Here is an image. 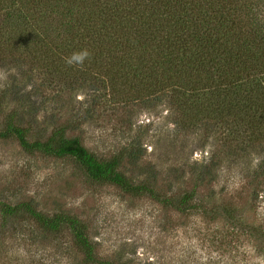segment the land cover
I'll return each mask as SVG.
<instances>
[{
	"label": "trees",
	"instance_id": "1",
	"mask_svg": "<svg viewBox=\"0 0 264 264\" xmlns=\"http://www.w3.org/2000/svg\"><path fill=\"white\" fill-rule=\"evenodd\" d=\"M3 3L6 17L21 27L6 40L11 41L8 60L20 64L23 57L37 55L49 77L59 82L68 78L82 85L90 82L89 89L102 80L108 101L126 108L120 121L125 127L132 124L133 115L127 108L135 102L166 103L178 115V128L185 133L220 126L226 135V149L212 167L226 160L231 165L247 163L256 154L261 158L256 167L247 168L246 175L253 190L264 188V0ZM18 49L25 55L11 59ZM83 50L89 53L83 64L66 63ZM62 104L73 111L67 120L55 126L45 140L29 142L28 128L22 126L18 113L8 109V91L1 93L0 139L15 140L29 155L69 158L91 182L113 186L126 195L146 197L178 212L199 208L196 203L202 200L197 192L204 186L205 176L211 177V168L201 167L187 183L190 190L178 196L163 194L145 182L132 183L119 170L121 155L99 161L78 139H66L67 132L82 127L87 119L75 114L82 108L75 111L68 102ZM90 106L87 112L94 111ZM166 187L169 193L171 184ZM0 220L3 228L12 229L14 237L22 235L25 243L55 240L68 233L84 264H114L97 258L95 245L76 217L63 213L47 216L32 203L0 201ZM24 224H32L38 236L31 233L27 237L26 230L24 234L19 231Z\"/></svg>",
	"mask_w": 264,
	"mask_h": 264
},
{
	"label": "rangeland",
	"instance_id": "2",
	"mask_svg": "<svg viewBox=\"0 0 264 264\" xmlns=\"http://www.w3.org/2000/svg\"><path fill=\"white\" fill-rule=\"evenodd\" d=\"M0 3V94L8 91V109L28 128L29 142L45 140L67 120L73 111L62 108L66 101L75 111L82 108L75 114L87 119L67 132L66 139H78L99 161L121 155L119 170L132 183L145 182L163 194L178 196L190 190L187 183L201 167L212 170L197 192L199 208L178 212L93 183L69 158L29 155L15 140L0 139V201L32 203L47 216L76 217L95 245L97 258L114 264H264V188L253 190L246 175L261 157L252 154L249 165L226 160L212 167L226 149L220 126L185 133L166 103L135 102L127 108L132 124L125 127L120 121L126 108L108 101L102 80L94 89L88 88L90 82L74 84L68 78L59 82L46 74L37 55L26 59L19 49L11 59L25 60L20 64L8 60L11 41L6 40L21 27L6 17L3 0ZM92 100L96 101L91 105ZM88 106L94 111L87 112ZM21 228L27 237L38 236L32 224ZM14 236L12 229L0 225V264H84L68 233L36 243L23 242L18 233Z\"/></svg>",
	"mask_w": 264,
	"mask_h": 264
},
{
	"label": "clouds",
	"instance_id": "3",
	"mask_svg": "<svg viewBox=\"0 0 264 264\" xmlns=\"http://www.w3.org/2000/svg\"><path fill=\"white\" fill-rule=\"evenodd\" d=\"M89 53L87 50H83L78 53H74L71 57L66 59V63L69 65L73 64H83L84 60L88 57Z\"/></svg>",
	"mask_w": 264,
	"mask_h": 264
}]
</instances>
